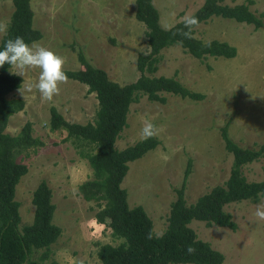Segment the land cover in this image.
<instances>
[{"label":"rangeland","instance_id":"374dc122","mask_svg":"<svg viewBox=\"0 0 264 264\" xmlns=\"http://www.w3.org/2000/svg\"><path fill=\"white\" fill-rule=\"evenodd\" d=\"M204 0H152L159 12V24L174 25L185 15L194 13ZM248 0H224L235 5ZM250 9L262 15L264 0H251ZM33 27L42 37L30 45L52 49L65 57V70L82 68L78 50L95 67L103 69L118 83L134 81L139 72L136 58L148 52L145 26L136 20L135 0H31ZM13 11L12 0H0V24H8ZM4 33H0V39ZM195 36L203 40L219 39L237 49L232 58L197 59L178 45L161 51V60L154 76H173L192 91L204 94L191 100L164 93L165 103L149 101L146 96L132 103L127 124L115 141L121 150L140 140L146 122L160 129L159 144L141 158L129 162L121 182L127 191L130 207L141 205L153 223V230L162 233L167 225L171 203L181 186L184 170L191 160L184 198L189 205L215 185H222L229 176L232 155L224 146L221 131L241 147H254L264 142V23L252 24L213 17L196 27ZM39 69H27L21 86L8 98H21L24 108L9 117L5 132L16 134L26 121L32 123V134L43 141L36 153L18 160L28 170L16 185L14 199L19 203V228L30 224L34 205L32 193L41 180L52 191L55 206L52 222L61 229L50 245L49 258L42 264H102L98 245L115 239L106 225L98 223V210L78 192L79 185L92 177L86 159L75 151L71 140H64V130L50 131V108L54 107L69 122L84 124L93 121L98 107L94 93L87 86L69 79L52 101H44L38 91L27 86L38 80ZM9 72L11 73L10 69ZM20 89H25L22 93ZM248 181L264 179V158L243 167ZM257 201L243 200L225 206L236 223V229L207 226L192 220L189 224L197 238L208 242L223 254L220 264H264V221L254 222ZM42 250L36 252L34 258Z\"/></svg>","mask_w":264,"mask_h":264},{"label":"trees","instance_id":"16d2710c","mask_svg":"<svg viewBox=\"0 0 264 264\" xmlns=\"http://www.w3.org/2000/svg\"><path fill=\"white\" fill-rule=\"evenodd\" d=\"M30 1L12 0L13 11L7 24V34L0 39V48L8 38L20 36L31 44L42 37L41 32L33 27L34 13ZM251 3L248 0L228 5L224 0H204L191 15L198 18L199 24L213 17H221L259 28L263 26V18L250 9ZM135 4L134 16L145 26L148 45V52L140 53L136 58L139 76L132 82L118 83L111 80L103 69L93 66L78 50L82 68L65 71L69 79L85 84L88 92L95 94L98 104L95 118L84 124L69 122L51 107L49 129L64 130V140H71L77 154L88 161L92 177L79 185L78 192L84 200L96 204L95 220L106 225L111 235L120 240L116 245H98L97 256L102 264H220L223 254L197 238L189 224L192 220H198L207 226L236 229V223L225 206L232 202L264 198V179L248 181L243 174L245 165L264 158V142L254 147H241L228 136L227 125L223 126L221 135L224 146L232 155L228 179L187 205L184 190L191 171L189 159L161 238H156L152 220L144 208L141 205L129 206L127 191L121 186L129 169L128 163L154 149L159 140L140 139L121 150L116 149L114 144L127 124L130 105L138 102L140 97L146 96L149 101L160 103L166 102L164 93L191 100L205 97L187 88L176 77L153 75L164 48L178 45L197 59L232 58L236 56L237 49L219 39L197 38L196 28L191 39L173 36L172 31L183 27L181 20L174 24L176 27L172 31H164L152 0H135ZM206 41H211V47L204 46ZM9 69L7 64L0 68V264H42L49 258L50 245L59 237L61 229L52 222L55 206L51 202L52 191L45 180H41L32 193V222L21 228L18 226L21 219L19 203L14 199L15 189L28 170L20 159L36 153L44 143L33 136L30 121H26L14 135L5 132L9 117L21 111L25 105L21 98H8V94L18 89L23 81L21 76L11 74ZM149 232L153 233L152 239L147 238ZM190 244L196 249L191 255L186 251ZM39 250L42 253L34 258ZM50 264L58 263L51 261Z\"/></svg>","mask_w":264,"mask_h":264},{"label":"clouds","instance_id":"9594fccd","mask_svg":"<svg viewBox=\"0 0 264 264\" xmlns=\"http://www.w3.org/2000/svg\"><path fill=\"white\" fill-rule=\"evenodd\" d=\"M180 24L182 28H175V25H164V31H172L173 36H181L191 39L194 28L198 27L199 20L194 15H185ZM8 25L0 24V33L7 34ZM205 47H211V41L204 42ZM67 60L52 49L40 45H30L23 37L17 36L14 39L8 38L0 48V68L7 64L11 74L24 78L27 69H39L38 80L27 86V91L35 89L39 92L41 99L52 101L61 92V85L66 84L69 77L65 71ZM25 89H20L23 93ZM161 129L153 122H146L141 131L140 139L147 141L157 138ZM254 222L264 221V205H258L254 214ZM163 233H156V238H161ZM148 239L153 238V233L149 232ZM186 251L189 255L194 254L196 249L193 245H188Z\"/></svg>","mask_w":264,"mask_h":264}]
</instances>
